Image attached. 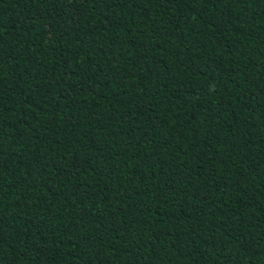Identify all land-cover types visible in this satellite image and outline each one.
<instances>
[{"label": "trees", "instance_id": "trees-1", "mask_svg": "<svg viewBox=\"0 0 264 264\" xmlns=\"http://www.w3.org/2000/svg\"><path fill=\"white\" fill-rule=\"evenodd\" d=\"M0 264H264V0H0Z\"/></svg>", "mask_w": 264, "mask_h": 264}]
</instances>
